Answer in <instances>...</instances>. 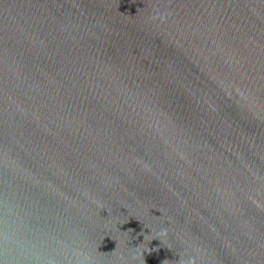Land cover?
Wrapping results in <instances>:
<instances>
[{
  "label": "water",
  "instance_id": "95a60500",
  "mask_svg": "<svg viewBox=\"0 0 264 264\" xmlns=\"http://www.w3.org/2000/svg\"><path fill=\"white\" fill-rule=\"evenodd\" d=\"M185 255L264 264V0H0V264Z\"/></svg>",
  "mask_w": 264,
  "mask_h": 264
},
{
  "label": "clouds",
  "instance_id": "9594fccd",
  "mask_svg": "<svg viewBox=\"0 0 264 264\" xmlns=\"http://www.w3.org/2000/svg\"><path fill=\"white\" fill-rule=\"evenodd\" d=\"M154 19H166V14L157 13ZM54 264V262H52ZM180 264H197V256H182L180 259Z\"/></svg>",
  "mask_w": 264,
  "mask_h": 264
}]
</instances>
